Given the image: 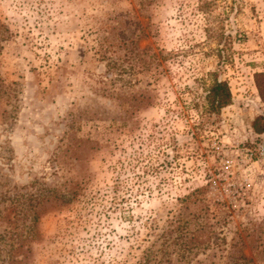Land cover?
Instances as JSON below:
<instances>
[{"label":"rangeland","instance_id":"rangeland-1","mask_svg":"<svg viewBox=\"0 0 264 264\" xmlns=\"http://www.w3.org/2000/svg\"><path fill=\"white\" fill-rule=\"evenodd\" d=\"M261 72L264 0H0V264H264Z\"/></svg>","mask_w":264,"mask_h":264},{"label":"trees","instance_id":"trees-1","mask_svg":"<svg viewBox=\"0 0 264 264\" xmlns=\"http://www.w3.org/2000/svg\"><path fill=\"white\" fill-rule=\"evenodd\" d=\"M207 3H202L201 8H206ZM109 67H116L115 62L109 61L108 63ZM211 80L206 83H202V105H203V112H202V121L205 123V119H210L212 116H218L220 115L221 111L232 105V94L230 91V87L226 81L219 80L214 74H211ZM255 86L259 94V98L264 103V72L255 74ZM195 106H198L197 104ZM204 116V117H203ZM205 118V119H204ZM206 124H209V122L206 121ZM252 129L257 133L261 134L264 133V127H259L257 123L254 121L252 124ZM4 195L0 196V201H4L6 197ZM20 205L19 201L12 199L11 200V207L14 208V216L12 217L15 221L11 223L12 229L10 231H6L5 235H0V242H8L11 246H17L20 247V242L23 239L24 241L31 240L32 236H23L21 233L19 234L17 232V228L19 227V224H17V221L20 219H17L19 216H24L27 213V210H21L18 209V206ZM16 216V217H15ZM174 224V229L170 231L169 233H163L161 237L166 238L168 236H171L173 233L178 234V237L174 239V241H177V239H183L184 237V223L183 219L181 217H176ZM22 238V239H21ZM182 247L184 248L182 252L186 250H189L186 246V243L182 241ZM185 253H181V257L185 258ZM11 264V263H10Z\"/></svg>","mask_w":264,"mask_h":264},{"label":"built area","instance_id":"built-area-1","mask_svg":"<svg viewBox=\"0 0 264 264\" xmlns=\"http://www.w3.org/2000/svg\"><path fill=\"white\" fill-rule=\"evenodd\" d=\"M246 157L252 165L264 167V133L258 135L252 145L246 149Z\"/></svg>","mask_w":264,"mask_h":264}]
</instances>
